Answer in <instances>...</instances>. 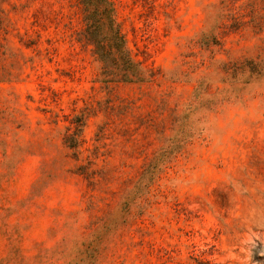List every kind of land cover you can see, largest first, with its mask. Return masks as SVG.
I'll return each instance as SVG.
<instances>
[{"label": "rangeland", "instance_id": "rangeland-1", "mask_svg": "<svg viewBox=\"0 0 264 264\" xmlns=\"http://www.w3.org/2000/svg\"><path fill=\"white\" fill-rule=\"evenodd\" d=\"M110 1L0 0V264H264V0Z\"/></svg>", "mask_w": 264, "mask_h": 264}, {"label": "trees", "instance_id": "trees-1", "mask_svg": "<svg viewBox=\"0 0 264 264\" xmlns=\"http://www.w3.org/2000/svg\"><path fill=\"white\" fill-rule=\"evenodd\" d=\"M82 11L84 28L80 40L92 48V53L101 66V74L107 82H142L145 77L138 70V63L130 58L125 48L124 38L114 18V8L110 0H77ZM117 71H112V69ZM148 77H152L151 74ZM147 168L143 175L153 173L154 167Z\"/></svg>", "mask_w": 264, "mask_h": 264}, {"label": "clouds", "instance_id": "clouds-1", "mask_svg": "<svg viewBox=\"0 0 264 264\" xmlns=\"http://www.w3.org/2000/svg\"><path fill=\"white\" fill-rule=\"evenodd\" d=\"M261 254H264V253H261Z\"/></svg>", "mask_w": 264, "mask_h": 264}]
</instances>
